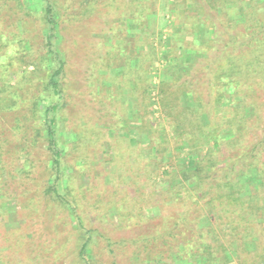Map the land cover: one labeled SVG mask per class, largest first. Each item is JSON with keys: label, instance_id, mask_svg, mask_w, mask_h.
<instances>
[{"label": "rangeland", "instance_id": "rangeland-1", "mask_svg": "<svg viewBox=\"0 0 264 264\" xmlns=\"http://www.w3.org/2000/svg\"><path fill=\"white\" fill-rule=\"evenodd\" d=\"M137 1V7L129 2L126 12L140 16L127 24L118 18L123 7L118 8L120 0H56L62 13L58 46L66 62L57 136L66 145L68 196L76 199L77 211L91 230L94 264H180L171 261L174 250L167 245L181 243L191 235L190 230L197 227L195 209L203 202L198 199L197 204H191L185 219L176 216V210L182 211L176 203H168L173 198L172 187L180 196L176 187L180 186L177 176L183 158L189 148L202 154L210 147L217 150V145L229 150L232 131L240 133L244 148L250 145L248 132L260 133L264 120L260 53L246 49L245 54L237 55L236 70L227 67L238 49L222 47L231 39L232 24L247 23L243 17H249L250 0ZM262 2L253 0L251 15L258 25L264 18ZM24 11L14 0H0L5 33L15 34L11 50H0V56L4 55L0 58V138L14 135L23 141L22 134L25 139L34 138L35 149L29 155L33 166L24 164L25 170L31 168L29 179H19L20 170L16 169L15 177L23 184L7 182L0 202L8 195L20 194L26 182L44 174L39 160L47 157L36 150L40 147L45 152L47 142L36 103L57 99L47 85L41 19ZM261 24L259 32L263 31ZM204 36L208 39L205 44ZM21 44L24 46L16 52ZM219 48L232 55L225 66L238 83L230 93L215 77L222 66L217 61ZM133 51L134 68L138 52L157 57L146 73L145 92L142 80L135 75L129 83H121L125 78L121 53L126 56ZM252 60L257 69L249 66ZM159 84L166 92L162 104ZM142 95L146 98L140 104ZM133 114L138 115L134 118ZM124 116L129 118L125 124ZM16 124L19 131L11 129ZM79 130L82 137L77 141L75 132ZM88 130L96 135L90 136ZM18 162L24 163L21 158ZM217 168L212 175L223 177ZM81 185L85 188L78 190ZM209 191L213 196L224 189L211 185ZM18 199L17 207L13 200L0 203V264H80L76 256L79 231L66 210L47 198L36 207L27 206L26 197ZM199 226L205 231L208 225ZM205 234L201 240L211 242L212 236ZM187 264L195 261L188 258Z\"/></svg>", "mask_w": 264, "mask_h": 264}, {"label": "trees", "instance_id": "trees-1", "mask_svg": "<svg viewBox=\"0 0 264 264\" xmlns=\"http://www.w3.org/2000/svg\"><path fill=\"white\" fill-rule=\"evenodd\" d=\"M250 1L252 2L251 10L246 14L249 17H247L248 19L243 17V20L247 21V23L245 25L244 22L242 25L239 23L232 24L233 29L229 27L232 29L230 34L231 39L228 42L229 44L224 43L222 47L238 49L237 54L233 56L234 60H232L231 65L227 67L231 68L235 66L236 70L237 63L235 61L237 55L245 54L247 52L246 49L248 51H255L257 55L260 53L259 56L262 60L258 61L263 69V72L261 69L260 73L264 76V18H261L260 22L262 23L261 29L263 31L259 32L260 27H257L260 26V23L258 25L257 19L252 18L253 15H251V13H254V3L253 0ZM14 2L18 8L22 7L25 13L33 16L36 15L41 19L43 27V47L48 65L47 85L51 88L52 93L57 95V99L53 102L40 100L36 103L38 106L37 109L40 111V129L42 136L47 142L45 146L47 153L46 150L42 152L41 148L38 146L36 150L38 154L40 153L41 155L43 153V155L47 157L43 160H39L42 164L41 171L44 174H40V177L37 178L32 177L25 183L26 185H24L20 194L15 193V195L12 196L8 195L4 197L3 201L13 200L17 207L20 202L18 198L23 196V199L26 197L24 202L27 206L36 207L38 205L40 206L43 199L46 203L47 198V200L51 201L58 209H65L71 219L70 221L74 222L76 230L79 231V242L77 243V245H79L76 250V256H78L80 264H94L90 249L92 237L91 230L84 225L77 211L76 199L68 196L70 187L67 181L70 175L65 173L66 164L64 163V158L67 154L66 145L65 143H61L57 136V112L62 104L61 98L63 95L61 79L64 74L66 63L62 51L58 46L59 40H61L60 23L62 21V13L59 6L56 4V0H14ZM129 2L132 4L135 3L137 7V0H129ZM129 2L127 0H120V4L118 5L119 8L121 4H123V7L119 9L118 18L122 21L125 20L127 24L128 21H135L136 18L140 16V14H130L126 12L128 10L127 7L131 5ZM262 3L264 6V2ZM4 21L5 20L0 14V50L9 52L13 47L12 42L14 41L15 34L12 33L11 36L9 33H5ZM240 26H242V28ZM239 27L241 31H238ZM259 34V39H255L256 35L258 36ZM203 38L206 37L204 36ZM207 41V38L204 39V44ZM245 45H247V47ZM23 46L24 45L21 44L19 48L16 47L15 51H19ZM225 48L216 50L218 51L217 61L222 62L220 63L222 66L215 74V77L226 86L228 89L227 93H230L235 91L236 88L234 85L237 86L238 80L234 78L236 75H234L233 71L226 70V58L228 59L232 55H230L227 50L224 51ZM121 49L123 50L125 48L123 47ZM4 52L2 54H4ZM205 53L206 52H203L202 55ZM147 54L148 53H145L144 55L138 52V65L134 68L131 64L134 51L126 56H123V53H121V62H123L125 68V78L121 80L122 84L129 83L130 77L135 75L136 79L142 80L143 87L145 88L144 92L147 91L148 77H146V73L157 59V57ZM1 57H4V55L0 56V58ZM146 60H149V62L146 63ZM217 61L216 64H218ZM253 62L254 60H252L249 66L256 68ZM160 89V101L162 104V102L165 103L166 92H164L159 84L158 91ZM130 92L132 95L134 93V88H132ZM220 93L222 92L220 91ZM222 96L223 94H220V97ZM145 98L146 96L144 95L139 96V103L143 104ZM197 99L202 102L201 98L197 97ZM225 99H227L226 96ZM158 100L151 101L153 103ZM125 105L126 104L123 102V109L126 108ZM202 107L203 105L201 104L200 108ZM136 115L138 114H133L134 118L137 117ZM123 119L124 124L129 120L128 116H124ZM140 126H142V124H140ZM255 127L258 128V126ZM19 128L20 126L16 124V126H12L11 129L19 131ZM201 128L202 126L199 132L203 134V128ZM89 131L90 136L93 137L96 135L94 130H88V132ZM36 133H38V131ZM239 134L238 132L237 135H234V131H232V140L230 141L232 146L229 150L217 145L215 146L217 150L210 147L207 149V152L202 154L189 148L185 158H183L184 162L179 168V175L177 174L180 180V186L176 188L180 196L177 197L175 195L176 190L174 189L173 191L172 187L170 194L173 198H171L172 200L168 203L169 205L176 203L178 208L182 209V211L176 210V216H178L179 219H185V216L189 214L188 210L191 204H197L198 199H202L203 202L198 204L199 212L198 209H195L198 220H196L197 227L194 228L192 232L190 230L192 236H188L183 239V242H178L177 244H173V246L170 244L167 245L170 250H174L172 257L170 254L168 255L171 257L173 263L180 262V264H187L188 258H191L195 261V264H230L232 261H234V264H264V220H260L264 217V120L261 125L260 133L257 131L248 132L250 136L248 142L250 145L243 148V144L239 142V138H241ZM75 136L76 140H80L82 131L79 130L75 132ZM14 137L13 135L11 139H8L6 136L0 138V190L2 189L0 194L3 192V188L7 185V182L15 184V186L16 183L17 186H19L18 184L20 183L23 184V182L18 181L16 179L17 177H15L16 169L20 170L19 179L20 177L24 179L27 177L29 179L31 168L25 170L24 164L26 162L30 167L33 166V161L29 160V155L32 150L35 149L34 138L30 137L25 139V135L22 134L21 137L23 141H21ZM85 138L88 139L87 136H85ZM211 138V134H208L207 139L210 140ZM192 145H194V143H192ZM232 149L236 151H234V153L229 152L230 150L232 151ZM214 150L216 151L214 152ZM221 155L224 156V158H222ZM20 158L24 163L18 162ZM249 158H252V160ZM215 165H218L216 166L218 167L216 171L220 169L224 174L223 177H215L212 175L216 168H214ZM7 177H9V180H7ZM175 177L176 175H173V178ZM213 180H215L214 183ZM211 185L222 188L224 191L218 195L211 196V193L208 194ZM81 188L85 187L81 185L78 190H82ZM25 194H27V196ZM24 202L22 204L23 208ZM205 223L208 226L205 231H202L203 228L201 227L200 229L199 224ZM205 233H209L213 241L207 242L206 240H201V238L206 236ZM194 235L195 240L191 238Z\"/></svg>", "mask_w": 264, "mask_h": 264}]
</instances>
